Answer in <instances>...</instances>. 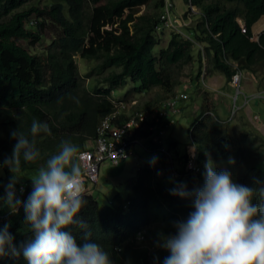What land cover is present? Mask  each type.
I'll return each instance as SVG.
<instances>
[{"label": "trees", "instance_id": "obj_1", "mask_svg": "<svg viewBox=\"0 0 264 264\" xmlns=\"http://www.w3.org/2000/svg\"><path fill=\"white\" fill-rule=\"evenodd\" d=\"M192 2L204 15L196 24L181 29L205 43L213 68L231 78L233 70L224 61L228 58L255 75L260 67L264 69V32L259 40L252 39L253 26L264 15V0ZM165 5H169L173 17L178 15L174 0H0V163L11 156L16 141L10 132L19 127L41 153L34 163L24 162L21 156L20 170L15 175L17 183L26 184L27 192L33 190L32 177L23 179L20 173L38 171L59 150L62 140H71L81 150L87 138L94 137L101 116L113 109L116 88H123L132 79L130 91L162 88L170 92L182 82L173 66L184 68L196 61L203 65V51L176 27L171 28L168 46H160L159 33L168 28V17L162 16ZM187 15L189 9L183 14ZM237 16L246 23V32ZM48 26L56 27L57 34L51 38L47 51H32L28 45L40 41ZM76 55L96 60L97 64L82 74ZM107 68L111 70L103 83L95 74ZM197 71L195 78L199 80L202 69ZM87 77L94 84L87 86ZM153 106L156 104L144 110L159 109ZM213 107L211 95L204 92L199 114L192 118L189 129L199 165L204 167L211 158L217 170L232 173L234 182L257 187L255 181L259 180L264 186V137L243 127H237L233 136L228 134ZM180 113L182 109H167L164 115H149L136 129L134 137L141 144L161 152L154 155V164L152 159L137 168L134 178L126 183L125 192L114 188L104 205L97 203L96 197L84 196L86 203L77 219L87 222L91 240L109 253L112 264H163L168 252L156 247L159 234L174 235V223L185 220L193 210L190 197L173 195L170 190L183 184L192 192L203 185L204 175L185 169L188 152L183 157L178 154L179 170L176 158L161 150L164 141L156 135L162 127L172 126L171 121L176 124ZM33 119L47 123L50 134L32 136ZM177 145L172 138L169 147ZM230 159L234 163H229ZM1 169L4 175L0 176V196H4L12 173L6 166ZM176 169L185 172L186 177L176 181ZM27 198L24 195V200L19 199L26 202ZM254 202H260L259 195ZM0 214V230L8 225L13 244L20 249L32 238L24 223L23 207L12 213L7 206H0ZM67 230L72 231L78 243L83 242V229L73 224ZM154 257H159V261ZM0 264L26 261L22 254L18 258L3 256Z\"/></svg>", "mask_w": 264, "mask_h": 264}, {"label": "clouds", "instance_id": "obj_2", "mask_svg": "<svg viewBox=\"0 0 264 264\" xmlns=\"http://www.w3.org/2000/svg\"><path fill=\"white\" fill-rule=\"evenodd\" d=\"M187 3L189 4V16L186 17L183 16L184 12L173 17L169 5L163 7L162 16L168 17L167 30L176 27V29L183 32L182 26L196 24L204 15L202 9L194 5L192 0H188ZM145 7L146 5L143 4L142 10ZM195 15H198V18L194 23ZM262 17L253 26L252 39L254 40H259L260 35L264 32ZM237 21L241 25L242 31L246 32L247 26L244 20L237 16ZM255 27L261 28V30L257 32ZM159 34H162V31ZM213 36L217 37L216 34H213ZM183 37L191 39L193 44L199 46L203 51V59L207 58L208 61V65L204 63L203 66L210 68L209 73L218 70L215 67L213 68L210 55L206 53L203 41H199L193 36L190 37L184 32ZM168 41H170V38ZM168 43L166 46H168ZM224 61L233 70L231 78H228L224 72L218 71L224 74L235 88L236 93L230 95L234 101L233 109L230 108L233 113L235 108L245 107L244 104L237 106L236 100L239 94L245 96L242 83L244 71L247 72V70L242 68L235 60L224 58ZM204 73L202 70L199 80L196 78L183 80L179 85V89L168 97H162V88H154L155 91H160L158 94L163 99L158 101L156 106L152 108L162 107L168 99L176 100L175 107L178 111L182 109L180 108V101H186V105L189 106L191 104V102H188L190 100V88L194 90V95L198 87V93L194 101H197L198 94L201 96L204 92H209L213 100L212 93L206 89L217 92L219 96H226L218 89L209 88ZM237 73L240 76L238 84L234 81ZM181 94H185V96H181ZM261 94H264V92L258 93V96H262ZM217 99L216 96L214 100ZM115 101L126 104L127 107L123 109L125 113L121 111L124 118L128 116L127 112L130 109L134 113L145 112L151 115L153 112L134 108L138 104L137 99L125 101L123 98L117 99L115 96L112 100L114 106L110 112L118 108L119 104ZM194 101L192 102V109L198 105ZM193 110L195 111V109ZM216 116L223 124L224 121L221 120L217 111ZM256 116L259 120L260 117ZM103 117L104 115L101 119ZM100 121L96 124V128ZM30 132L32 136H36L41 132L50 134V129L47 123L33 119ZM10 135L16 143L13 146L11 156L6 157L3 163H0V168L6 166L12 176L6 185L5 195L0 196V206H7L12 213H16L22 206L25 213L24 223L29 226L32 238L26 244L21 245L20 249H17L13 244L14 238L8 231V225H5L0 230V257L12 256L18 258L22 254L26 264H112L109 253L101 245L91 240L92 233L88 230L87 222L77 219L86 203L84 196H88L89 185L99 181L100 167L96 181L82 180L84 174L80 161L82 151L95 145L97 130L95 129L94 137L90 138V145L82 147L81 150L71 140H62L58 145L59 150L51 155L46 164L40 167L36 175L31 178L33 181L31 193L27 192V186L24 182L19 181V184L17 183L15 173L20 170L21 156L24 162L34 163L40 158L41 153L35 147L34 141L30 142L25 133L19 130V127L12 130ZM189 146H193L196 151L193 155L188 151L190 158L185 169L193 173L197 170L202 171L205 168L204 182L201 187L194 189L192 192H188L186 185L183 184L170 190L173 195L184 198L190 197L193 210L185 220L174 223L176 228L174 235L159 234L156 247L168 252L163 264H264V186H260L261 182L259 180L255 181L257 187H248L234 182L232 173L227 169L217 170L211 158L201 168L197 161L196 144L194 141L189 142L188 150L190 149ZM155 162L156 158L154 157L152 163ZM229 163H234V160L230 159ZM173 174L175 177H184L186 173L182 174L174 170ZM22 185L24 186V192L20 193L19 198L22 197L24 200V195L28 196L26 202L21 201L16 196L15 190H19ZM257 195L260 197V202H254ZM1 216L2 214H0V218ZM73 224L84 230L82 243H78L72 231L67 230ZM154 260L158 262L159 257H154Z\"/></svg>", "mask_w": 264, "mask_h": 264}, {"label": "rangeland", "instance_id": "obj_3", "mask_svg": "<svg viewBox=\"0 0 264 264\" xmlns=\"http://www.w3.org/2000/svg\"><path fill=\"white\" fill-rule=\"evenodd\" d=\"M45 1V0H44ZM176 3V8H175V13L179 14L181 12H185L189 9V4L185 0H174ZM163 10V9H162ZM194 23L196 22L198 15H195ZM262 23L264 22V16L262 17ZM261 28H257V32H259ZM57 28L54 26H48L45 30H43V35L40 41L34 43L33 45H28L31 47L32 51H47L49 44L51 42V38L53 35H56ZM171 30L164 29L162 30L161 34V43L160 46L164 47L167 45L169 42V38H171ZM194 38V37H193ZM25 44L26 41H24ZM159 47V46H158ZM199 47V46H198ZM157 55L159 52L156 50ZM77 61L79 68L81 70V73L84 74L87 71H90V69L97 64L96 60H90V59H82L80 58L79 55H76ZM206 63L208 65L207 58L205 60L203 59V64ZM176 67V68H175ZM174 68L177 70L178 76L180 77L181 81L185 79H194L195 76L197 75L198 71L197 70H203L204 77H207L210 75V68L206 66H199L198 61L192 63L190 62L187 64L184 68H177L175 66ZM111 70L110 68L105 69L102 73H97L95 74L97 77H99L101 80H103V83H105V77L107 73ZM209 73V74H207ZM256 81L257 80H262L261 83H264V69L258 71V73L255 75L254 74ZM253 79L252 75L247 74L246 71H244V79H243V88L246 91H249L246 89L245 85L246 84H251L254 83V88L253 90L257 91L259 89L258 83ZM86 85L91 86L94 84V81L92 78L87 77L85 79ZM132 79H129L126 85L123 88H116V90L113 92L115 98L121 99L123 98L125 101L127 100H133L137 99L138 104L134 107L138 110H144L147 106H151L152 103L157 104L158 103V96L157 94L160 93V91H155L154 89H151L149 91H144V92H134L133 90L130 91L132 87ZM134 86V85H133ZM226 90L230 91L231 94H235V90L232 88L228 87L227 85L225 86ZM179 89V86H177L174 90L172 91H165L162 89V97H168L173 95L177 90ZM261 89V88H260ZM194 90L190 88L189 93H190V100L188 102H191L189 106L186 105V101H180V108H182V115L181 113L178 115V121L176 124L170 127H162L163 132L161 133L159 130L156 131V135L158 137H161L164 141V149L161 148V150H166L168 152H171L172 155L176 158V163L175 166L180 169V163L179 160H177L178 154L180 156H184L186 152L189 151L190 154L193 155V153L196 151L193 146H189L188 150V143L190 142V125L193 121V117H196L199 114L200 111V103L198 101H194L197 93H198V87L197 90L195 91V94L193 95ZM230 94V95H231ZM227 94L226 96L223 95L220 96V100L218 104L216 105V108L218 110V113L221 115V120L223 122V128L224 130L230 134L234 135L235 129L237 127H243L247 128L249 132H253L254 134H257L259 136L264 137V127H261L264 124V94L262 96H250L247 97V103L246 106H249L250 108H235L233 113L231 112V109H233L234 106V101L232 100L231 96ZM245 99L244 94H239L236 100V105L239 106L240 104L243 103ZM209 100V99H208ZM197 102V107L193 108L195 111L191 108L193 106L192 102ZM115 103L120 104V102L115 101ZM251 110V111H250ZM249 111V112H246ZM132 110H128L127 114L130 115L132 113ZM246 112V113H245ZM257 114L260 117V120L257 121V116L254 115ZM232 116V117H231ZM241 116H243L241 118ZM259 128H258V127ZM258 129H257V128ZM97 129V128H96ZM172 138H175L178 142L177 147L172 148L171 146L169 147V143L171 142ZM92 139V138H91ZM90 137L87 138V142L85 143V146L90 145L91 141ZM138 138L135 136L134 140H137ZM146 143L149 144L148 140H144ZM193 145V144H192ZM170 150V151H169ZM191 151V152H190ZM157 152H161L158 150V148H147L143 144H141L138 140L134 142L133 146V154H131L126 160H122L119 164H114L110 160L106 159L101 163L100 166V176H99V181L98 183H91L89 185V191L87 193L88 196L91 197H96V202L99 203L100 205H104L107 203L108 198L112 196L113 189L118 188L121 191L125 192L126 190V183L129 180H132L135 176V172L138 167L142 165H146L147 162L152 160L154 158V155H156ZM177 170V169H176ZM202 172L203 175L205 173V168H203L202 171H194L193 174L197 175L198 173ZM35 171L32 170H27V171H22L20 173V177L23 179H26L27 177H33L36 175ZM4 175L3 169L0 168V176ZM184 176L183 178H185ZM181 177L178 176L176 177V181H178ZM89 198V197H87Z\"/></svg>", "mask_w": 264, "mask_h": 264}, {"label": "built area", "instance_id": "obj_4", "mask_svg": "<svg viewBox=\"0 0 264 264\" xmlns=\"http://www.w3.org/2000/svg\"><path fill=\"white\" fill-rule=\"evenodd\" d=\"M239 77L237 73L234 78L236 84H238ZM181 96H185V94H181ZM175 102V99H168L162 107L152 112L151 115H156V113L164 115L167 109L175 112L177 110ZM119 107L125 109L127 106L121 102L117 109L104 115L97 125L95 145L92 148L82 151L80 155L84 174L82 180L96 181L98 179L100 164L104 160L108 159L117 164L132 154V146L137 141L132 139L135 131L150 114L135 112L124 118L122 112L118 111L120 109ZM15 191L20 196V193L24 192V186H20L19 190Z\"/></svg>", "mask_w": 264, "mask_h": 264}, {"label": "crops", "instance_id": "obj_5", "mask_svg": "<svg viewBox=\"0 0 264 264\" xmlns=\"http://www.w3.org/2000/svg\"><path fill=\"white\" fill-rule=\"evenodd\" d=\"M257 28V27H255ZM247 74L249 75H252L253 76V79L256 81L254 74L251 73V72H248L247 71ZM262 80H257L256 82L258 83V86H259V89L257 91L253 90L254 88V83H251V84H246L245 87L246 89H248L249 91H246L244 89V92H245V100L243 101V103L241 105L244 104L245 108H250L249 106H246L245 103L247 102L246 98L249 96H258V93H263L264 92V83H261ZM208 85H209V88H215V89H218L219 92H223L224 94H231L230 91L226 90L225 86L227 85L228 87L232 88L233 90H235V88H233V86L231 85L230 81H228V79L226 78V76L224 74H222L221 72H219L218 70H214L213 72L210 73V75L208 76ZM261 88V89H260ZM161 90V89H160ZM207 91H210L212 93V96L213 98L215 99V97L217 96L218 99L217 100H212V103L214 104V107L215 110L217 111L218 113V110L216 108V105L218 104L219 100H220V96L217 94V92L215 91H212V90H209V89H206ZM219 94H222V93H219ZM232 95V94H231ZM262 95V94H261ZM159 98L158 100L160 101L161 99H163L160 94L157 95ZM201 100H202V95L200 96L198 94L197 96V101L201 104ZM251 111V110H250ZM246 112H249V111H246ZM245 112V113H246ZM219 117H221V115L218 113ZM254 115H257V114H254ZM259 116V115H258ZM102 117V116H101ZM243 116H241L242 118ZM101 119V118H100ZM260 120V119H259ZM257 120V121H259ZM100 121V120H99ZM98 121V122H99ZM258 127V126H257ZM256 127V128H257ZM261 127H264V124L261 126ZM259 128V127H258ZM257 128V129H258Z\"/></svg>", "mask_w": 264, "mask_h": 264}, {"label": "bare ground", "instance_id": "obj_6", "mask_svg": "<svg viewBox=\"0 0 264 264\" xmlns=\"http://www.w3.org/2000/svg\"><path fill=\"white\" fill-rule=\"evenodd\" d=\"M163 109H165V108H163ZM118 111H124V113H125V110H123L121 108ZM129 113H134V112L132 111V112H129Z\"/></svg>", "mask_w": 264, "mask_h": 264}]
</instances>
